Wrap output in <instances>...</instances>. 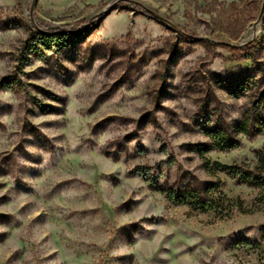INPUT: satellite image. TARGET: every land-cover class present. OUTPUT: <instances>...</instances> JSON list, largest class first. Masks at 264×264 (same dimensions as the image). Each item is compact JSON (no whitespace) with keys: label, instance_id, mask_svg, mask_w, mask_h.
I'll return each instance as SVG.
<instances>
[{"label":"rangeland","instance_id":"obj_1","mask_svg":"<svg viewBox=\"0 0 264 264\" xmlns=\"http://www.w3.org/2000/svg\"><path fill=\"white\" fill-rule=\"evenodd\" d=\"M263 5L0 0V264H264L260 191L196 152L252 103L216 82L261 81ZM238 139L207 158L255 168L264 133ZM150 178L219 182L225 211L171 203Z\"/></svg>","mask_w":264,"mask_h":264},{"label":"trees","instance_id":"obj_2","mask_svg":"<svg viewBox=\"0 0 264 264\" xmlns=\"http://www.w3.org/2000/svg\"><path fill=\"white\" fill-rule=\"evenodd\" d=\"M156 18L157 16L154 15ZM49 43L54 41L52 37L42 35ZM264 74L260 82L248 79L244 82L229 85L224 81H217L216 86L226 92L231 98L238 100L250 95L252 103L241 119L232 129L221 126H213L206 133L208 143L196 148V152L208 173L218 172L234 177L238 184L255 188L260 191L264 202V150L257 155V166L253 169L242 166H225L220 163H212L207 155L213 151L225 152L238 149L240 146L239 137L254 139L264 133ZM142 176L146 177V171ZM151 190L165 196L169 202L180 206H187L196 212L216 211L221 214L225 209L220 202L212 198L211 193L219 188L218 183H209L204 187L188 186L183 189L167 188L150 178L146 180ZM245 250H253L257 244L242 240L236 244Z\"/></svg>","mask_w":264,"mask_h":264},{"label":"water","instance_id":"obj_3","mask_svg":"<svg viewBox=\"0 0 264 264\" xmlns=\"http://www.w3.org/2000/svg\"><path fill=\"white\" fill-rule=\"evenodd\" d=\"M263 9H264V5H263ZM263 11V10H262Z\"/></svg>","mask_w":264,"mask_h":264}]
</instances>
